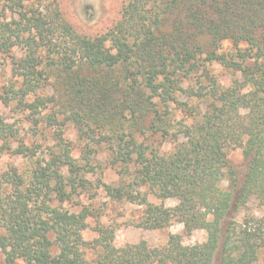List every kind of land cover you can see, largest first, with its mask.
<instances>
[{
    "label": "trees",
    "instance_id": "obj_1",
    "mask_svg": "<svg viewBox=\"0 0 264 264\" xmlns=\"http://www.w3.org/2000/svg\"><path fill=\"white\" fill-rule=\"evenodd\" d=\"M35 5L0 0V60L22 51L0 102L23 122L56 128V151L42 157L0 112V160H34L26 174L12 164L0 170V264H91L89 249L95 264H254L264 217L237 218L252 200L264 207V0H126L118 21L93 38L78 34L55 0ZM214 64L231 74L227 86L210 75ZM65 122L87 140L85 164L63 139ZM166 142L172 151H162ZM90 145L105 146L120 169L118 185H102L106 196L143 206L139 227L177 218L187 236L205 230L206 242L186 248L171 234L163 247L118 248L114 229L101 224L87 241L94 212L62 204L89 189ZM232 147L247 161L242 178L228 162ZM170 198L176 207L165 206Z\"/></svg>",
    "mask_w": 264,
    "mask_h": 264
},
{
    "label": "rangeland",
    "instance_id": "obj_2",
    "mask_svg": "<svg viewBox=\"0 0 264 264\" xmlns=\"http://www.w3.org/2000/svg\"><path fill=\"white\" fill-rule=\"evenodd\" d=\"M53 0H35L34 9H42L49 5ZM59 10L62 12L64 19L70 24L74 30L86 37H96L106 33L120 18L121 10L126 0H55ZM11 21L12 15L7 16ZM226 48H231V44L226 43ZM22 51L14 49L10 56H2L0 60V91L5 85L15 81V65L14 58H20ZM210 75L215 77V80L227 86L232 80L231 74L220 67L219 65H211L208 68ZM195 84V79L187 80L184 87L187 88ZM200 86V85H199ZM197 86V87H199ZM185 100V96L181 97ZM191 101V100H189ZM190 103H194L191 101ZM58 109V108H56ZM0 112L10 123H18L21 127V136L24 137L26 144L38 145V153L42 157H46V153L56 151L52 147L54 142L51 140V135H54L56 128H47L45 122H42L38 127H34L28 122H23L21 119L23 114L14 110L13 106H4L0 102ZM46 114H44L45 116ZM180 116V114H178ZM177 116V118H178ZM61 123L64 122L63 117H58ZM63 139L73 149V155L79 160V163L84 152L87 150V140L82 138L79 126L72 122L63 124ZM60 130V129H58ZM91 165L94 166V171L86 173L84 178L90 182L89 189L78 197H75L71 202L62 204L64 208L71 211H79L82 206L89 207L94 212V217L88 219L89 228L84 233V238L87 241L94 240L98 235L96 227L101 224L107 228L114 229V244L119 248L127 244H137L140 241H146L151 247H163L166 245L171 234L182 236V244L186 248H192L206 242L207 233L205 230H196L191 235L184 234L183 224L177 218H173L168 227L159 230H149L138 226L141 219L143 206L132 204L127 201H113L108 198L103 191L104 184L118 185L121 181L119 175L120 169L113 167L108 159V151L95 145H90ZM162 151L170 152L173 149L171 143H164ZM228 162L236 170L238 176L242 178L247 170V161L243 157L241 148H228ZM34 160L27 158L5 155L0 160V170L3 171L8 165H15L23 174L28 173L33 165ZM148 200L155 204H160L154 195H148ZM165 206L174 208L177 206V200L167 199L164 201ZM60 205V204H59ZM61 205V206H62ZM264 217V207L258 202L252 200L247 208L240 212L237 218V223L242 224L246 221L252 224V218L262 219ZM86 257L91 264H95L97 251L89 249L86 252ZM219 259L215 258L213 264H218ZM254 264H264V249L258 253V258Z\"/></svg>",
    "mask_w": 264,
    "mask_h": 264
}]
</instances>
